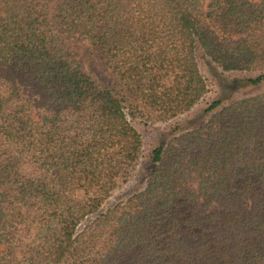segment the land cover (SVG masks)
Segmentation results:
<instances>
[{
  "label": "trees",
  "instance_id": "1",
  "mask_svg": "<svg viewBox=\"0 0 264 264\" xmlns=\"http://www.w3.org/2000/svg\"><path fill=\"white\" fill-rule=\"evenodd\" d=\"M199 55L264 82V0H0V264H264V91L164 139L101 212L142 161L132 122L207 96Z\"/></svg>",
  "mask_w": 264,
  "mask_h": 264
},
{
  "label": "rangeland",
  "instance_id": "2",
  "mask_svg": "<svg viewBox=\"0 0 264 264\" xmlns=\"http://www.w3.org/2000/svg\"><path fill=\"white\" fill-rule=\"evenodd\" d=\"M80 53L84 56L88 71L93 73L98 81L105 86L116 89L113 78L109 74L102 72L98 67L94 52L89 50L87 46L82 45L80 46ZM199 62L201 72L208 82L209 92L207 96L191 112L168 124L152 126L144 125L139 122H132V124L140 131L143 138L142 161L129 184L117 192L116 195L104 205L101 212L121 200L141 192L145 188V182L152 167L148 160V156L152 149L162 143L164 139L172 137L179 132L193 130L194 128L203 125L211 115V113H207V109L218 100H222L223 105L226 106L243 97L264 91V82L257 86L244 87L243 85H240L230 89L229 85L232 81L248 79L251 76L243 73H223L216 67L210 65L201 55H199ZM193 187L196 188V183L193 184ZM95 217L96 215L89 217L80 226V229Z\"/></svg>",
  "mask_w": 264,
  "mask_h": 264
}]
</instances>
